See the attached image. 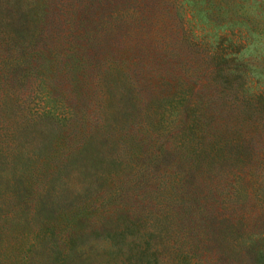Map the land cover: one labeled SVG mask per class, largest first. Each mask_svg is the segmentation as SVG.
Listing matches in <instances>:
<instances>
[{"label":"trees","instance_id":"trees-1","mask_svg":"<svg viewBox=\"0 0 264 264\" xmlns=\"http://www.w3.org/2000/svg\"><path fill=\"white\" fill-rule=\"evenodd\" d=\"M94 2L0 0V264H264V0Z\"/></svg>","mask_w":264,"mask_h":264},{"label":"rangeland","instance_id":"rangeland-1","mask_svg":"<svg viewBox=\"0 0 264 264\" xmlns=\"http://www.w3.org/2000/svg\"><path fill=\"white\" fill-rule=\"evenodd\" d=\"M85 1H91V0H85ZM102 0H95V2L91 5V9H95V6L98 2ZM151 1V0H146ZM147 7H145L146 10ZM81 12V11H78ZM112 14L116 13V10L111 9ZM146 12V11H145ZM147 13V12H146ZM72 13H69L71 15ZM108 13H101V15H104L107 17ZM124 13H120L122 15ZM100 15L98 11L91 10L86 13V16L89 17H96ZM256 32V31H255ZM258 33V32H257ZM260 36H256L254 34H246L250 35L247 39V49L243 51V58L247 60L248 64H250L249 69L246 73L243 75H235L234 78H244V82H246V85L248 86V89L244 94L246 98V102L250 106H255L256 102L254 100V97H257V93L260 92L261 96L264 98V31L258 33ZM205 63H199V78H207L203 77L204 72L202 70V66ZM256 124V123H255ZM259 125V124H257ZM256 130H251L250 136L253 140L251 143V148L254 150L252 152V155L254 156L257 152H259L261 155H264L263 148H264V131H260V128L257 126L255 128Z\"/></svg>","mask_w":264,"mask_h":264}]
</instances>
